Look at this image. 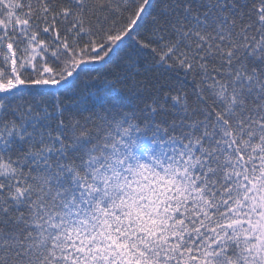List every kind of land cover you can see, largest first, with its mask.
<instances>
[{
  "label": "snow or ice",
  "instance_id": "6c2138e0",
  "mask_svg": "<svg viewBox=\"0 0 264 264\" xmlns=\"http://www.w3.org/2000/svg\"><path fill=\"white\" fill-rule=\"evenodd\" d=\"M0 264H264V0H0Z\"/></svg>",
  "mask_w": 264,
  "mask_h": 264
}]
</instances>
